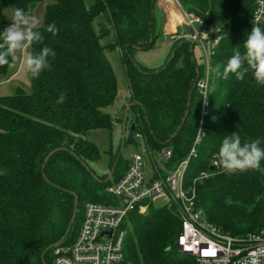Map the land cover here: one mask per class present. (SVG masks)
I'll use <instances>...</instances> for the list:
<instances>
[{"label": "trees", "instance_id": "trees-1", "mask_svg": "<svg viewBox=\"0 0 264 264\" xmlns=\"http://www.w3.org/2000/svg\"><path fill=\"white\" fill-rule=\"evenodd\" d=\"M42 1H49L39 28L44 39L31 52L44 46L53 49L51 67L31 77V93L18 88L13 95L0 96V264H43L42 255L63 237L72 218L75 198L70 192L77 196L78 212L65 244L76 237L88 203L114 202L107 188L128 168L129 159L120 156L113 179L105 182L108 174L98 175L90 165L101 154L88 135L93 129L112 127L104 109L117 96L114 72L93 25L99 15L112 27L111 45L122 53L129 102L138 103L130 110L128 124L135 128L130 127L126 143L140 134L155 153L169 147L173 154L164 165L171 171L188 158L202 122L204 137L185 173L187 186L201 172L208 173L195 184L197 205L225 234L246 236L264 230V161L259 170L229 175L217 155L222 139L233 132L242 142L260 138L264 147V85L250 72L237 80L235 74L224 79L214 71L237 49L244 51L256 0H178L184 12L203 21L212 39L220 38L211 58L209 108L203 119L202 98L194 86L197 70L201 75L204 71L195 58L197 43L175 39L168 59L158 68H146L133 57L136 50L155 44L160 0H0V33L6 28L5 7L31 13ZM52 23L56 35L46 30ZM8 69L0 67V75ZM61 93L65 100L57 103ZM187 110L185 122L172 137ZM59 148L43 169L47 155ZM118 152L111 154L110 170ZM214 160L218 165L212 167ZM128 220L126 264H193L188 257H171L181 230L175 201L151 205L145 214L134 212ZM53 249L45 253L46 264H54Z\"/></svg>", "mask_w": 264, "mask_h": 264}, {"label": "built area", "instance_id": "built-area-1", "mask_svg": "<svg viewBox=\"0 0 264 264\" xmlns=\"http://www.w3.org/2000/svg\"><path fill=\"white\" fill-rule=\"evenodd\" d=\"M167 1L163 0L164 4ZM169 1L181 9L188 26V32L177 33L172 38L190 39L202 49L204 71L200 74L196 87L202 98L203 119L209 108L211 58L220 38L212 39L207 30L197 28L196 24L203 27V21L184 12L178 0ZM251 21L253 26L264 28V0L255 1ZM136 137L143 141L144 150L129 158L125 174L107 188L114 202H92L85 206L74 240L66 244L63 242L53 249L54 264H126L124 247L130 214H145L151 205L170 204L172 201L178 204L181 218L176 247L193 264H242L250 254H256L264 248V230L246 236H232L223 233L207 220L202 208L197 205L195 184L207 178L208 173L201 172L190 186L185 183L189 161L204 137L202 122L188 158L171 171L164 165L173 154L169 147L162 148L158 152L160 160L155 161V152L147 145L145 138L140 134ZM148 160L152 162L154 169L151 177L147 175ZM217 165L218 161L214 160L212 167ZM260 260L264 264V257H260Z\"/></svg>", "mask_w": 264, "mask_h": 264}, {"label": "rangeland", "instance_id": "rangeland-1", "mask_svg": "<svg viewBox=\"0 0 264 264\" xmlns=\"http://www.w3.org/2000/svg\"><path fill=\"white\" fill-rule=\"evenodd\" d=\"M49 1L39 2L31 11L32 15L37 16L41 20V26L44 23V15L46 6ZM90 2H87L89 5ZM170 8L169 17L167 21L166 31H173L175 29V24L182 23V31L188 32V26L184 21V18L179 12L175 11L173 3L167 4ZM16 8L14 6L5 7L3 9V15L6 22V27H8L12 21L11 16ZM158 16L161 19V13L157 8ZM158 34L156 36L155 44L152 48L141 50L138 49L134 52V59L145 66L146 68H158L165 64L169 57L172 44L174 39L170 35H166L162 31L163 21H159ZM96 33L100 36V43L104 47V53L106 58L111 64V68L115 75L116 86H117V96L115 103L104 111L108 114L111 122V128H96L93 129L89 135L88 139L94 142L99 148L101 157L98 161L90 163L91 167L98 175L109 174L110 172V159L112 153H117L120 149L121 137H122V124L119 118L123 117L124 110L130 100V89L128 84V79L123 64V56L121 51L113 47L111 44L114 43V33L112 27L107 22L103 15L97 16L93 21ZM40 26V27H41ZM197 28H204L199 24H196ZM31 52V47L26 49L24 53L18 54V58L15 62V67H9L6 75H0V96H8L16 93L17 89H21L26 93L32 92V81L30 73L26 72L24 60L26 56ZM195 58L198 64L203 63L202 49L197 44L195 46ZM132 116V111L129 112V117ZM131 129L128 124L127 138L130 137ZM133 140L131 142L127 141L121 157L123 159H129L134 153L141 152L144 150L143 141L136 137V134L132 136ZM153 159L159 161L160 157L158 153L153 154ZM154 173L153 165L150 160L147 161V175L151 177ZM171 257L176 260H182L188 256L181 253L177 248L171 253ZM189 258V257H188Z\"/></svg>", "mask_w": 264, "mask_h": 264}, {"label": "clouds", "instance_id": "clouds-1", "mask_svg": "<svg viewBox=\"0 0 264 264\" xmlns=\"http://www.w3.org/2000/svg\"><path fill=\"white\" fill-rule=\"evenodd\" d=\"M11 21L0 33V67H15L18 54L24 53L34 44H40L44 39L39 31L41 20L37 16L17 7ZM46 30L53 35L58 32L55 23L48 25ZM243 48V52L237 49L226 64H216V75L227 79L229 74H235L237 80H243L245 74L250 72L257 84L264 85V28L253 26ZM55 55V51L48 46L42 47L38 52H30L24 60L26 72L32 78H38L45 69H50L49 57ZM64 100L65 95L61 93L57 103H63ZM261 143L260 138L242 142L237 132L225 136L217 154L220 167L229 175L259 170L261 161H264V147H261ZM260 257H264V248L256 254H250L242 264H261Z\"/></svg>", "mask_w": 264, "mask_h": 264}, {"label": "water", "instance_id": "water-1", "mask_svg": "<svg viewBox=\"0 0 264 264\" xmlns=\"http://www.w3.org/2000/svg\"><path fill=\"white\" fill-rule=\"evenodd\" d=\"M190 50L192 51L193 50V47H191ZM172 56H173V53H172L170 59L172 58ZM199 77H200V72H199V70H197V78H196V81L194 83V86H196V83H197V80H198ZM136 104H138V103L129 102L128 105L126 106L125 110H124L123 117H122V122H121V124H122V137H121L120 149H119V152H118L117 160L115 161L113 167L111 168V170H110L107 178L105 179V182H109V181H111L113 179V175H114V172H115V167L117 165V162H118V160H119V158L121 156V153H122L123 148L125 147V143H126L129 112H130L131 108L133 106H135ZM187 115H188V110L185 112V115H184V117H183V119L181 121V125L179 126L178 130L172 135V137L176 136L177 132L181 129L182 124L185 122ZM130 127H131V129H134L135 128V125H131ZM59 150H62V148L55 149V150L51 151L47 155V157L45 158L44 164L42 166L43 169L45 167L46 162L50 159V157L53 156ZM82 164L84 165V167L86 168V170L90 171V173H91V175H92L93 178L98 179L97 175H95V173H93L91 171L90 167L87 164H85L84 162ZM44 178L47 179L45 176H44ZM70 193L74 196L75 201H74V211H73V215H72V218H71V220L69 222V225H68V228L66 230V233L63 235V237L58 242H56L54 245L50 246L45 251V253L48 250H51V249L59 246L61 243H63L65 241V239L67 238V236L69 235V233H70V231L72 229L73 224L75 223L76 216H77V212H78V199H77V196H76V194L74 192H70ZM45 253L42 255L43 264H46L44 262Z\"/></svg>", "mask_w": 264, "mask_h": 264}, {"label": "crops", "instance_id": "crops-1", "mask_svg": "<svg viewBox=\"0 0 264 264\" xmlns=\"http://www.w3.org/2000/svg\"><path fill=\"white\" fill-rule=\"evenodd\" d=\"M171 3L172 2L167 1L166 4H164L163 0H160L158 2L157 8L161 13V19L163 21V25H162L163 33L166 35H170L172 37L173 35H176L177 33L183 32L181 29H182V27L184 28V26H182V23L178 22L177 24H175L176 26H175V29L173 31H166L165 28L167 26V21H168L169 11H170V8L167 6V4H171ZM173 7L175 8L176 12H179L182 15L181 9L177 5L173 4ZM182 17H183V15H182Z\"/></svg>", "mask_w": 264, "mask_h": 264}, {"label": "bare ground", "instance_id": "bare-ground-1", "mask_svg": "<svg viewBox=\"0 0 264 264\" xmlns=\"http://www.w3.org/2000/svg\"><path fill=\"white\" fill-rule=\"evenodd\" d=\"M168 2H171V1L168 0Z\"/></svg>", "mask_w": 264, "mask_h": 264}]
</instances>
